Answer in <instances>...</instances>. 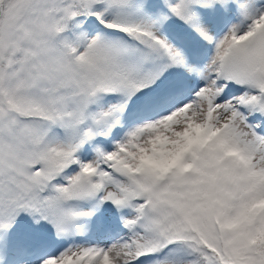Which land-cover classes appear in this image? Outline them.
Returning <instances> with one entry per match:
<instances>
[{
	"label": "snow or ice",
	"instance_id": "snow-or-ice-1",
	"mask_svg": "<svg viewBox=\"0 0 264 264\" xmlns=\"http://www.w3.org/2000/svg\"><path fill=\"white\" fill-rule=\"evenodd\" d=\"M0 264H264V0H0Z\"/></svg>",
	"mask_w": 264,
	"mask_h": 264
}]
</instances>
